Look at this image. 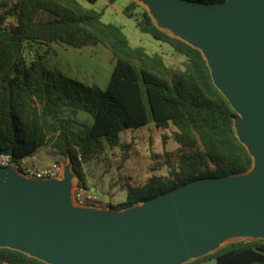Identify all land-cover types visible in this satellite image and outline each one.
<instances>
[{
    "label": "trees",
    "instance_id": "1",
    "mask_svg": "<svg viewBox=\"0 0 264 264\" xmlns=\"http://www.w3.org/2000/svg\"><path fill=\"white\" fill-rule=\"evenodd\" d=\"M183 1L215 7L229 0ZM137 8L132 1L124 14L133 18ZM103 16L104 11L88 9L79 0H0V153L19 162L51 147L71 162L78 187L88 191L85 164L107 147L131 149L121 145V133L151 121L158 129L174 128L173 140L183 151L178 168L169 162L168 176L152 174L143 184L125 180L126 202L107 204L118 212L199 180L249 173L255 161L236 134L238 113L217 87L202 52L161 30L143 10L137 28L186 60L184 67L169 66L162 54L133 47L123 29L104 23ZM33 44L43 51L25 55ZM54 44L106 49L114 62L106 89L87 88L48 67L49 56H56ZM79 113L83 121L76 119ZM212 262L264 264V239L234 242L186 264ZM0 264L48 263L0 247Z\"/></svg>",
    "mask_w": 264,
    "mask_h": 264
},
{
    "label": "water",
    "instance_id": "2",
    "mask_svg": "<svg viewBox=\"0 0 264 264\" xmlns=\"http://www.w3.org/2000/svg\"><path fill=\"white\" fill-rule=\"evenodd\" d=\"M153 2L174 16L194 41L188 44L213 53L214 81L243 118L238 127L253 172L199 180L118 212L73 210L71 181L48 179L33 189L0 169V247L48 264H177L221 237L264 239V0Z\"/></svg>",
    "mask_w": 264,
    "mask_h": 264
},
{
    "label": "rangeland",
    "instance_id": "3",
    "mask_svg": "<svg viewBox=\"0 0 264 264\" xmlns=\"http://www.w3.org/2000/svg\"><path fill=\"white\" fill-rule=\"evenodd\" d=\"M79 1L88 9H94L97 12L104 11V23L121 27L133 47H143L149 54H162L169 66L184 67L185 58L176 54L169 45L153 39L150 35L142 33L137 28V20L140 18V13L146 10L161 30L194 45V42L192 43L193 40L177 27L174 22V16L164 10L159 3H155L153 0H117L115 4H111L110 0H98L93 5L87 0ZM132 1L136 2L139 8L133 12L135 16L129 18L124 14V11ZM56 47L58 48V53L56 56L53 53L49 56L48 67L51 69L58 68L70 79L85 85L87 88L98 87L101 91L106 89L114 67L113 58L106 49L103 47H86L81 50L72 48L73 50L71 51L69 48L70 51H63L62 46L56 45ZM38 50L40 52L43 51L42 47L36 44L28 45L24 53L25 55H33ZM204 57L212 70V61H209L205 54ZM85 118L80 113L76 116V119L81 121ZM241 120L243 118L238 119L236 122V134L243 141L238 127V123ZM174 130V128L168 130L158 129L151 121L147 126L121 133V145H131L130 150L122 146H118L115 149L107 147L96 159L83 167L86 175L87 192L92 195L94 203L97 204L93 203L94 208L86 209L76 203L74 193L78 189L79 181L75 177L78 184H73L71 193L73 210H108L107 204L117 206L126 202L125 180L131 179L132 184L138 185L145 183L152 174L168 176V163L171 162L178 168L179 157L183 152L181 147L173 140L172 132ZM44 148L46 146L42 149ZM42 156L47 160L57 158L61 164L67 161L56 153L48 155L42 152ZM252 172L253 170L237 178L248 177ZM17 178L20 177L17 176ZM25 178L32 184L31 187L33 189H37L38 186L43 188L47 182V180L39 181L29 177ZM144 206L145 204L138 205L128 211L134 212ZM250 240L254 239L234 236L221 237L207 244L201 250H188L177 264H186L213 254L234 242ZM209 264H215V262Z\"/></svg>",
    "mask_w": 264,
    "mask_h": 264
},
{
    "label": "built area",
    "instance_id": "4",
    "mask_svg": "<svg viewBox=\"0 0 264 264\" xmlns=\"http://www.w3.org/2000/svg\"><path fill=\"white\" fill-rule=\"evenodd\" d=\"M0 169L12 170L18 175L39 181L48 179L58 180L63 171L62 165L59 162H52L43 168L30 167L27 166L26 160L17 162L9 153H0ZM74 197L76 203L81 206H89L95 202L90 193L79 187L76 189Z\"/></svg>",
    "mask_w": 264,
    "mask_h": 264
},
{
    "label": "crops",
    "instance_id": "5",
    "mask_svg": "<svg viewBox=\"0 0 264 264\" xmlns=\"http://www.w3.org/2000/svg\"><path fill=\"white\" fill-rule=\"evenodd\" d=\"M56 45L58 44H54L52 46V48L54 49V51L56 52V54L58 53V48L56 47ZM59 46H62L61 48H63V51H72L73 49L71 47H67L65 45H60ZM70 48V50H69ZM60 53V52H59ZM109 81V80H108ZM42 152H44L45 154H53L51 152V147H46L44 149H40L38 152H36V154H34L32 157L26 159V164L27 166H30V167H37V168H43L49 164H51L52 162H55V161H59V159L57 158H53L51 160H47L46 158H44L42 156ZM66 163H62V174L60 175V178L58 179L59 181H71L72 184H78V181L77 179L75 178V173L73 171V167H72V164L70 163V161L68 159H66ZM60 162V161H59ZM61 163V162H60ZM14 172V175L15 176H19L20 178L24 179L25 181H27V178L21 176V175H18L15 171ZM29 182V181H28ZM79 205V204H78ZM81 206V205H79ZM83 208H86V209H89V208H94V207H90V206H81Z\"/></svg>",
    "mask_w": 264,
    "mask_h": 264
},
{
    "label": "bare ground",
    "instance_id": "6",
    "mask_svg": "<svg viewBox=\"0 0 264 264\" xmlns=\"http://www.w3.org/2000/svg\"><path fill=\"white\" fill-rule=\"evenodd\" d=\"M193 42H194V41H192V43H193ZM193 44H194V43H193ZM202 50H203V53L208 57L209 61H212L213 53L210 52L209 50L204 49V48H202ZM72 208H74V207L72 206Z\"/></svg>",
    "mask_w": 264,
    "mask_h": 264
}]
</instances>
